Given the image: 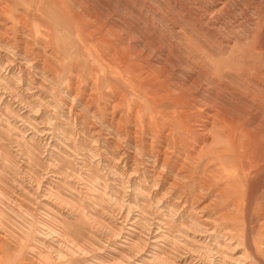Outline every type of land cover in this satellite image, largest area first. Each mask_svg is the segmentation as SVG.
I'll use <instances>...</instances> for the list:
<instances>
[{"label": "rangeland", "instance_id": "374dc122", "mask_svg": "<svg viewBox=\"0 0 264 264\" xmlns=\"http://www.w3.org/2000/svg\"><path fill=\"white\" fill-rule=\"evenodd\" d=\"M38 1L0 0V264H264V0ZM112 52L125 66L114 118ZM181 107L193 127L214 124L207 144L222 140L162 198L167 183L145 184L121 156L143 171L135 110L145 127ZM207 173L205 225L190 194Z\"/></svg>", "mask_w": 264, "mask_h": 264}, {"label": "bare ground", "instance_id": "6f19581e", "mask_svg": "<svg viewBox=\"0 0 264 264\" xmlns=\"http://www.w3.org/2000/svg\"><path fill=\"white\" fill-rule=\"evenodd\" d=\"M34 9L36 12H39L41 10V2L38 0H35L34 3ZM218 20V19H217ZM37 26L41 27V24L37 23ZM81 31V30H80ZM36 35H38L36 33ZM14 46V45H13ZM197 49V48H196ZM203 49V48H202ZM188 50V49H187ZM80 51V50H79ZM189 51V50H188ZM206 52V51H205ZM75 53V52H74ZM73 53V54H74ZM79 54V53H78ZM77 54V55H78ZM70 55V54H69ZM14 56V55H13ZM79 56V55H78ZM65 57V56H64ZM82 57V56H81ZM109 57L111 61H107V66L105 68V73L109 77L108 81V91L111 92L109 94L108 98V115L110 117L114 114H116L117 109H119L121 106H123L122 98H117L115 96L117 88L116 84L114 83L117 81V76L123 74V63L118 61V63L113 60L115 58V53L112 52L109 54ZM66 58V57H65ZM80 58V57H79ZM68 59V58H67ZM91 60V59H89ZM88 60V61H89ZM77 61V60H76ZM126 61H128V58H126ZM226 62V61H225ZM11 63V62H10ZM13 63H11L8 66V69L11 68ZM220 65V64H219ZM90 67V66H89ZM220 67V66H218ZM12 70V69H11ZM128 70V69H127ZM131 70V69H130ZM217 70V69H216ZM8 71V70H7ZM10 71V70H9ZM133 71V70H132ZM131 71V72H132ZM136 71V70H135ZM21 72V71H20ZM127 72V71H126ZM137 73V72H136ZM133 74V73H132ZM221 74V73H220ZM22 75V74H21ZM127 75V74H126ZM131 75V74H130ZM135 75V74H134ZM138 77L140 78V85L141 86H148L142 81L143 78L148 77L151 75L147 74V71H144L140 73L138 71ZM136 75V76H137ZM25 76V75H24ZM133 76V75H132ZM107 77V78H108ZM129 77V76H128ZM135 77V76H133ZM132 77V78H133ZM126 79V78H125ZM150 79H153V77H150ZM128 81V80H127ZM130 81V80H129ZM133 84L135 82H132ZM120 84H122L120 82ZM123 85V84H122ZM143 89V88H142ZM35 91V90H34ZM119 92V91H118ZM121 92V91H120ZM126 92V90H125ZM132 92V91H131ZM150 92V91H149ZM148 92V93H149ZM153 92V91H152ZM155 92V91H154ZM153 92V93H154ZM147 93V94H148ZM159 93V92H158ZM163 93V92H162ZM108 94V93H107ZM127 94V93H126ZM135 94V93H134ZM146 94V93H145ZM155 94V93H154ZM161 94V93H160ZM120 95V94H119ZM157 95V94H156ZM154 95V96H156ZM126 96V95H124ZM160 96V95H159ZM127 97V96H126ZM105 98V97H104ZM130 98V96H129ZM126 100V98L124 97ZM179 99V98H178ZM149 100V99H148ZM180 100V99H179ZM177 100V101H179ZM124 101V100H123ZM153 101V100H152ZM157 103V102H155ZM161 103V102H160ZM126 105V104H125ZM159 106V105H158ZM162 106V105H161ZM135 108V107H134ZM137 108V107H136ZM156 108V107H155ZM159 108V107H158ZM157 108V109H158ZM163 108V106L161 107ZM166 108H164L165 110ZM126 110V109H125ZM164 110L156 111V112H149L148 116L145 115V127L141 125V120L139 119V111L135 110V113L133 114V122H134V131L132 132L133 136L131 135L130 142L128 143L129 147H133L136 149L137 152H139L138 155H140V161H142V152L145 153V167L140 172L137 166L140 164L139 160L136 158L135 153L134 155H129L125 150L121 156V161L124 162V164H127L128 159L131 158L134 160L135 167H133L132 176H135L142 180L145 184H151L154 185L156 189L161 188L165 183H167V186L164 188V196L162 198L170 197V195H173L176 193L177 189L180 187L185 186V183L187 180L190 179L191 174L195 172V167L197 166V163L205 154H212L214 152V149L212 148V145H218V141L222 140L221 136L213 135V138L211 140V143L207 142L211 139L212 132L214 131V124L212 125L211 129H207L204 124L198 125V128L193 127L195 125L190 124L189 122L184 119V111L185 109L181 107L178 111H176L174 114L166 113ZM169 110H171L169 108ZM168 110V111H169ZM131 109L129 108L126 113V117L129 120V114ZM172 111V110H171ZM174 111V110H173ZM125 112V111H124ZM128 114V115H127ZM115 116V115H114ZM114 118V117H113ZM144 119V118H143ZM111 120V118H110ZM109 120V122H110ZM112 122V120H111ZM122 114L118 118V126L122 124ZM113 123V122H112ZM110 125V124H109ZM112 125V124H111ZM117 126V127H118ZM166 126L168 128V132H164V139H162L158 145L156 139H158V135L163 133V129H165ZM109 127V126H108ZM111 127V126H110ZM122 127V126H121ZM120 128V127H119ZM117 128L118 131H121V128ZM133 128V127H132ZM112 129V128H111ZM110 130V129H109ZM114 130V129H112ZM117 130L114 132H117ZM111 131V130H110ZM124 131V130H123ZM131 131V130H130ZM149 132V137L142 138L143 132ZM179 133H184L179 135ZM123 134V133H122ZM127 134V132H126ZM177 134V136H175ZM249 134L248 131L245 130L243 133V139L240 141V144L246 148H249V141L247 139V135ZM110 135V134H109ZM112 135V134H111ZM118 134L117 138L120 140L123 139V137L119 136ZM190 135L191 138H193L194 141H191L188 139V136ZM251 136V135H250ZM108 137V136H106ZM113 137V136H112ZM125 137V136H124ZM256 137V136H255ZM254 137V138H255ZM108 139V138H107ZM125 139V138H124ZM188 139V140H187ZM253 139V138H251ZM150 140V141H149ZM255 140V139H254ZM111 141V140H110ZM109 141V142H110ZM107 142V141H106ZM112 142V141H111ZM110 142V143H111ZM192 143V146L189 144ZM252 143V142H251ZM253 144V143H252ZM119 145V144H118ZM117 147H120L118 146ZM158 145V146H156ZM254 145V144H253ZM252 145V146H253ZM254 147V146H253ZM252 147V148H253ZM95 148V147H94ZM105 151V150H104ZM142 151V152H141ZM249 151V150H248ZM264 152V151H263ZM175 153V154H174ZM177 154V155H176ZM216 155H222V152L218 151L215 153ZM247 154V153H246ZM97 155V154H96ZM263 155V154H262ZM261 155V157H262ZM258 159V157H257ZM263 159V158H262ZM239 162V161H238ZM232 163V162H231ZM235 162H233L234 164ZM237 164V163H236ZM218 165V164H217ZM240 165V164H239ZM230 165H228L229 167ZM247 167V165H246ZM254 167V166H253ZM243 168V167H242ZM214 169V168H213ZM244 169V168H243ZM258 169V168H257ZM264 169V168H263ZM205 170V169H204ZM260 170V169H259ZM187 172V173H185ZM198 172V171H197ZM202 172V171H201ZM209 172H213V170H210ZM240 172V171H239ZM238 172V173H239ZM260 172V171H258ZM216 173V172H215ZM252 173V172H251ZM241 174V173H240ZM247 174V173H246ZM261 174V173H260ZM263 174V172H262ZM259 175V173L257 174ZM131 176V177H132ZM215 176V175H214ZM247 176V175H246ZM262 176V175H261ZM211 177V173L204 174V176H201L198 178L197 181H195V184L198 186H194L191 189V192L193 194L191 198V203L196 205L195 209L197 212V215H199L198 220L200 223L205 224V222L208 220V216H206V211H208L212 205H216L212 200L209 202H205V196L208 191V181ZM217 177V176H216ZM254 177V176H253ZM251 177V178H253ZM256 177V176H255ZM215 178V177H214ZM227 182V181H226ZM262 182V181H261ZM224 184V183H223ZM245 184V183H244ZM226 185V184H225ZM239 185V183H238ZM250 186V185H249ZM198 187V188H197ZM236 187V186H235ZM221 188V187H220ZM226 188V187H225ZM249 188V187H248ZM197 189V190H196ZM228 189V188H227ZM247 190V189H246ZM219 191V190H218ZM241 192V191H240ZM253 192V191H252ZM219 193V192H218ZM236 193V192H235ZM251 193V192H250ZM215 195V194H214ZM219 195V194H218ZM229 195V194H228ZM246 195V194H245ZM241 197V196H240ZM190 197L187 195V198L180 197L177 201L178 204H182V207H186L188 203V199ZM224 198V197H223ZM227 198V197H226ZM239 198V197H238ZM236 198V199H238ZM229 199V198H228ZM237 201V200H236ZM235 201V202H236ZM223 204V203H222ZM234 206V205H232ZM193 208V207H192ZM195 211V210H194ZM233 211V210H232ZM228 212V211H227ZM226 213V212H225ZM233 213V212H232ZM228 214V213H227ZM223 215V214H222ZM249 218V217H248ZM207 225V224H205ZM210 229V228H209ZM207 231V230H206ZM253 251V250H252ZM256 259V258H255Z\"/></svg>", "mask_w": 264, "mask_h": 264}]
</instances>
